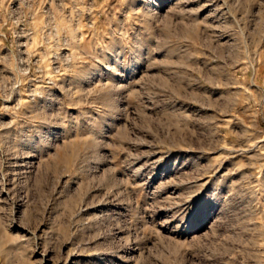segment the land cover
Wrapping results in <instances>:
<instances>
[{"label": "rangeland", "instance_id": "1", "mask_svg": "<svg viewBox=\"0 0 264 264\" xmlns=\"http://www.w3.org/2000/svg\"><path fill=\"white\" fill-rule=\"evenodd\" d=\"M0 264H264V0H0Z\"/></svg>", "mask_w": 264, "mask_h": 264}, {"label": "bare ground", "instance_id": "2", "mask_svg": "<svg viewBox=\"0 0 264 264\" xmlns=\"http://www.w3.org/2000/svg\"><path fill=\"white\" fill-rule=\"evenodd\" d=\"M20 44V43H19ZM21 46V45H20ZM24 46V45H23ZM11 79V78H10Z\"/></svg>", "mask_w": 264, "mask_h": 264}]
</instances>
